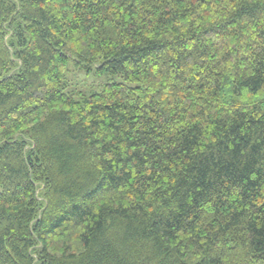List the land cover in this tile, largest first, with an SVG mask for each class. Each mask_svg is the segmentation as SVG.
<instances>
[{"label":"trees","instance_id":"obj_1","mask_svg":"<svg viewBox=\"0 0 264 264\" xmlns=\"http://www.w3.org/2000/svg\"><path fill=\"white\" fill-rule=\"evenodd\" d=\"M0 185V264H264V0H0Z\"/></svg>","mask_w":264,"mask_h":264},{"label":"rangeland","instance_id":"obj_2","mask_svg":"<svg viewBox=\"0 0 264 264\" xmlns=\"http://www.w3.org/2000/svg\"><path fill=\"white\" fill-rule=\"evenodd\" d=\"M72 61L69 64L70 70H71ZM84 70V69H83ZM85 78L82 79L83 74L79 72H75V75H72V70L70 73V78L73 80V84L75 85H85L87 88L92 89L94 87V90H100L102 87V80H108L109 75L107 74H94V73H84ZM116 76L109 78V80H113ZM117 80H120V77H116ZM81 80V81H80ZM101 83V84H100ZM2 190V186L0 185V191Z\"/></svg>","mask_w":264,"mask_h":264}]
</instances>
